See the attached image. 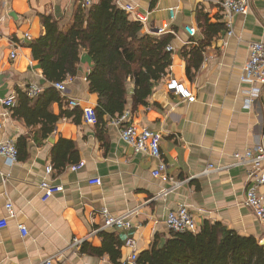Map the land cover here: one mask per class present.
Returning <instances> with one entry per match:
<instances>
[{"label":"crops","instance_id":"1","mask_svg":"<svg viewBox=\"0 0 264 264\" xmlns=\"http://www.w3.org/2000/svg\"><path fill=\"white\" fill-rule=\"evenodd\" d=\"M36 1L32 5L30 0H0V98L15 99L12 109L0 107V143L12 141L20 146L11 167L0 158V217H7V203L14 210V217L0 230V264H38L49 258L54 264H111L107 254L89 256L81 252L82 244L73 247L74 240H82L100 249L103 232L114 235L121 245L119 261L123 264L130 253L124 245L127 239L136 242L138 254L148 250L155 237L158 246H163L171 231L165 224L166 215L178 206L188 208L199 228L204 223H220L240 236L261 241L264 229L244 204L247 169L235 165L233 155L264 143V94L245 108L242 92L248 86L240 82L250 44H264V0H251L247 15L233 17L232 35L227 29L219 33L205 47L199 68H191L189 76L181 49L195 48L202 39L200 14L212 24L223 22L214 0H116L118 7L129 5L147 13L150 31L165 27L164 34L173 33L169 44L172 63L166 76L146 106L132 109L129 104L124 111L138 129L161 135L160 151L169 181L152 176L156 162L121 141L118 129L110 124L113 118L105 117L103 128L85 124L82 115L79 123L62 118L46 139L39 123L30 126L21 118L25 112L17 92L48 85L27 45L44 33L41 16L51 14L66 23L76 0H50L44 15L38 13ZM85 1L98 5L101 0L78 3ZM170 9L175 12L172 20ZM185 27L196 30L195 39H189ZM17 43L16 58L10 59ZM90 66L82 52L77 75L67 83L68 99L77 101L81 112L97 105V96L89 92L86 82ZM172 81L194 101L168 90ZM68 109L62 99L61 106L53 103L48 111L59 116ZM60 139L74 144L79 155L75 165L82 164L79 170H71L75 165L60 172L54 169L51 151ZM47 166L52 167L48 176ZM93 179L101 184L90 185ZM44 180L62 189L45 202L40 189ZM172 182L182 185L160 197ZM102 209L114 217H127L131 228L103 229ZM20 225L27 230L25 236Z\"/></svg>","mask_w":264,"mask_h":264},{"label":"trees","instance_id":"2","mask_svg":"<svg viewBox=\"0 0 264 264\" xmlns=\"http://www.w3.org/2000/svg\"><path fill=\"white\" fill-rule=\"evenodd\" d=\"M78 1L66 23L51 14L41 16L44 33L27 45L32 61L48 85L33 99H29L25 91L17 92L18 102L25 112L20 116L30 126L39 123L43 139L54 131L55 124L62 118L75 123L80 121L82 112L77 108L61 111L59 116L51 115L48 108L53 103L61 106L62 99L53 85L77 75L82 52L91 63L86 77L89 92L97 96L94 126L101 128L105 117L121 116L129 104L132 109L146 106L172 63V52L166 51L172 35H141L140 26L129 20L116 0H101L98 5L89 6ZM198 23L202 39L197 47L181 49L188 76L191 68L197 70L201 65L205 47L226 31L223 22L212 24L202 14ZM19 147L17 143L18 155ZM51 161L60 172L78 164L79 155L72 142L60 139L51 151ZM100 236L104 240L100 249L83 242L81 252L89 256L107 254L111 264H122L119 261L121 245L115 236L104 232ZM259 243L260 240L240 236L220 223H204L193 234L170 231L161 247L155 237L148 250L137 254L135 264H264V248Z\"/></svg>","mask_w":264,"mask_h":264},{"label":"built area","instance_id":"3","mask_svg":"<svg viewBox=\"0 0 264 264\" xmlns=\"http://www.w3.org/2000/svg\"><path fill=\"white\" fill-rule=\"evenodd\" d=\"M35 0H30L31 4H34ZM50 0H37V11L40 15H44L46 7L50 4ZM214 3L219 8L223 22L225 23L228 35H232V19L234 16H245L248 14L250 9L251 0H214ZM85 6H89L90 3L85 1ZM117 4V1H116ZM118 6V5H117ZM119 9L125 12L129 19L137 23L140 26L141 35H153L161 36L165 33V27L159 28L156 31H150L148 28V14L136 10L134 7L126 5L119 6ZM170 19L174 18V10L169 11ZM1 23V19H0ZM185 34L189 39H195L196 30L192 27L184 28ZM173 35V33H172ZM1 37V30H0ZM24 38H28L27 35ZM193 46L196 43L192 44ZM20 45L14 44V51L10 53L9 58H16V51ZM172 47L169 45L166 47L167 52H172ZM72 78H67L64 82L54 84L53 87L59 94L60 98L63 99L67 106L71 109L79 108V103L74 100L68 99L67 96V83ZM241 84L247 85L248 89L242 92L244 97L245 108H250L260 97L264 94V44L261 42H254L250 44L249 54L242 67L240 76ZM168 90H175L176 93L186 98L189 102H193L194 98L185 91L181 85H178L175 81H172L167 86ZM42 88L38 86H30L26 91V96L30 99L36 98L41 92ZM15 105L14 96L0 98V107L5 109H11ZM82 119L85 124L94 126L97 123V117L92 108L82 109ZM110 124L118 129L119 137L123 143L128 147L132 148L135 153L150 157L156 162V168L152 171L154 178H159L164 181H169L166 170L167 166L161 156L160 144L162 137L158 133H154L147 129H138L133 123L129 121V113L124 112L120 117L113 118ZM126 124L124 127L123 125ZM2 129V116H0V131ZM234 159L236 160L235 165H241L247 169V188L245 193L244 204L248 207L253 215L255 216L258 223L264 229V143H258L251 148L245 149L242 154L235 153ZM18 152L15 143L12 141H6L0 143V158H3L5 163L11 167L16 163ZM82 167V164L71 167L72 171H77ZM210 172V169L206 170L204 174ZM52 173V167L47 166L45 168V175ZM90 185H100L99 179H93L89 181ZM182 185L179 182H172L170 189L162 191L160 197H165L171 190L177 189ZM42 190L41 200L47 201L54 194L61 192V187L53 186L47 181H43L40 184ZM7 217H0V230L7 226L8 219L14 217V210L11 203L5 205ZM103 217V229L111 230H126L131 228L130 220L127 217H114L106 209L101 210ZM166 226L173 232L176 233H196L199 227L185 206H178L177 209L169 211L165 219ZM22 235L27 234V230L23 226L18 227ZM82 240H74L73 247L80 246L83 244ZM125 247L129 249V256L123 264H135L137 258V244L132 239H127L124 243ZM38 264H54L52 259L42 260ZM63 264V263H60Z\"/></svg>","mask_w":264,"mask_h":264},{"label":"water","instance_id":"4","mask_svg":"<svg viewBox=\"0 0 264 264\" xmlns=\"http://www.w3.org/2000/svg\"><path fill=\"white\" fill-rule=\"evenodd\" d=\"M1 80H2V77L0 76V82H1ZM259 244H260V246H262L264 248V238L261 239Z\"/></svg>","mask_w":264,"mask_h":264}]
</instances>
